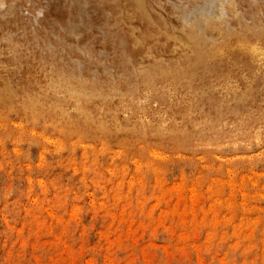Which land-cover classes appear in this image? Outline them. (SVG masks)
I'll list each match as a JSON object with an SVG mask.
<instances>
[{
	"label": "rangeland",
	"instance_id": "obj_1",
	"mask_svg": "<svg viewBox=\"0 0 264 264\" xmlns=\"http://www.w3.org/2000/svg\"><path fill=\"white\" fill-rule=\"evenodd\" d=\"M0 264H264V0H0Z\"/></svg>",
	"mask_w": 264,
	"mask_h": 264
},
{
	"label": "bare ground",
	"instance_id": "obj_2",
	"mask_svg": "<svg viewBox=\"0 0 264 264\" xmlns=\"http://www.w3.org/2000/svg\"><path fill=\"white\" fill-rule=\"evenodd\" d=\"M143 5V4H142Z\"/></svg>",
	"mask_w": 264,
	"mask_h": 264
}]
</instances>
